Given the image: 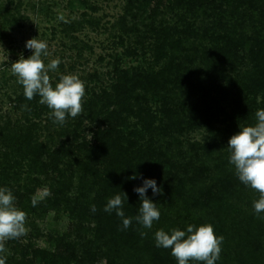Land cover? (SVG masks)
Here are the masks:
<instances>
[{"label":"trees","instance_id":"obj_1","mask_svg":"<svg viewBox=\"0 0 264 264\" xmlns=\"http://www.w3.org/2000/svg\"><path fill=\"white\" fill-rule=\"evenodd\" d=\"M78 1L92 14L63 32L81 56L74 33L100 20ZM124 1L114 47L136 64L117 54L93 87L39 69L23 116L0 115V216L32 213L33 238L36 219H70L54 249L33 241L13 263L264 264V0ZM20 18L1 4L0 33Z\"/></svg>","mask_w":264,"mask_h":264},{"label":"rangeland","instance_id":"obj_2","mask_svg":"<svg viewBox=\"0 0 264 264\" xmlns=\"http://www.w3.org/2000/svg\"><path fill=\"white\" fill-rule=\"evenodd\" d=\"M97 3L99 10L93 15L100 20L98 29L93 30L89 25H86L74 33L81 46L89 45L91 47V49L84 48L80 56L72 39L63 32L64 24L79 18L82 12L88 11L92 14V11L83 8L78 0H0V5L5 4L13 10L18 5L21 15L19 24L8 25L0 33L1 116H9L13 122L23 116V111L17 108L14 100L18 94L33 87V76H37L39 69L49 71L50 65H56L58 72L67 73L77 83L80 82L82 87H85L86 84L93 87L97 85L91 81V76L94 73H97L102 81H108L109 74L113 71L112 63L117 54L122 53L127 65L136 64V62L132 63V58L123 54L125 50L123 47L116 45L114 47V42L120 40L121 32L119 28L115 30L112 26L123 13L125 1L97 0ZM125 40L127 43L126 36ZM147 57L152 59L150 54ZM57 71L50 73L55 77ZM221 117L223 120L225 115ZM0 123H2L1 120ZM223 125L222 123L219 126L223 127ZM192 138L201 140L202 132L192 134ZM5 152L6 149L0 134V172L6 156ZM25 170L27 167H24L23 171ZM23 177L20 180L22 187L28 181L25 179L26 175ZM47 191V186L40 188L36 197L43 198ZM2 192L0 187V199L4 194L6 199L13 196L9 190ZM245 201H247L245 197L236 199L239 204L245 203ZM12 205L16 206L18 210L21 209L16 202H12ZM36 221L41 234L33 238L32 213L20 214L13 220H7L0 216V222L4 223L2 231L0 229V242L5 243L6 246L3 252L5 261H8L6 264H10V262L14 264L12 257L27 246L31 253L33 248H29V245L32 247L33 241L36 247L54 249L51 236L59 237L69 231L70 219L65 214L57 217L55 213L51 212L44 220L36 219Z\"/></svg>","mask_w":264,"mask_h":264}]
</instances>
